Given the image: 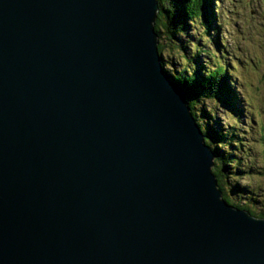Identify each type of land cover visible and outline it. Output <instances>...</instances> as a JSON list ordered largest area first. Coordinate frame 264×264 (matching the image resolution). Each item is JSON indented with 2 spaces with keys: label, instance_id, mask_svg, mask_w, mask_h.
Segmentation results:
<instances>
[{
  "label": "water",
  "instance_id": "1",
  "mask_svg": "<svg viewBox=\"0 0 264 264\" xmlns=\"http://www.w3.org/2000/svg\"><path fill=\"white\" fill-rule=\"evenodd\" d=\"M159 0H0V264H264L229 204Z\"/></svg>",
  "mask_w": 264,
  "mask_h": 264
},
{
  "label": "rangeland",
  "instance_id": "2",
  "mask_svg": "<svg viewBox=\"0 0 264 264\" xmlns=\"http://www.w3.org/2000/svg\"><path fill=\"white\" fill-rule=\"evenodd\" d=\"M213 6L219 48L216 47L213 39L208 40L209 45L205 47L208 52L200 53L203 59H199L198 56L194 60L199 66L198 61L206 65V67L200 66L203 69H213L216 64H219L217 59H221L231 74V85L235 91V97L244 110L238 118L241 121L240 129L244 131V134L242 137L237 135L241 139L240 144L235 146L234 156L239 158L240 166L247 172L236 176L235 179H226L224 191L226 190L233 203L242 204L249 201L254 203L257 200L264 205V176L258 173L264 167V0H213ZM198 31L199 29L192 30L189 25L186 34L180 37V42L187 43V51H189L186 54L187 57L194 50V46L200 47L196 44L197 40L193 38V34H198ZM159 43L163 47L164 62H175L174 65L169 64L168 68L171 71L177 69L176 72H180L186 67H193L192 61L184 63L170 50L171 42L167 39L160 40ZM212 52L216 58L211 54ZM204 60H208V63ZM205 104L210 109L214 107L215 102L209 99L203 100L201 107ZM215 111L213 119L218 121L220 126L232 122L226 112L230 111L229 108L217 103ZM195 112L197 115L201 114L199 107L195 109ZM209 123L212 124V121ZM208 128L211 129L209 126ZM250 167L253 172L249 170ZM240 182L248 186L249 193L231 192L235 183Z\"/></svg>",
  "mask_w": 264,
  "mask_h": 264
},
{
  "label": "trees",
  "instance_id": "3",
  "mask_svg": "<svg viewBox=\"0 0 264 264\" xmlns=\"http://www.w3.org/2000/svg\"><path fill=\"white\" fill-rule=\"evenodd\" d=\"M159 2H161V11L157 13L155 22V30L159 35V39H167L171 42L170 50L184 63L193 62L192 68L186 67L180 72H174L175 70L171 71L168 68L169 64L174 65V61L164 62L162 66L167 75L182 86L186 92L191 113L205 135V143L215 155L212 172L215 175L222 197L232 206L246 210L257 218H264V205L260 201L256 200L254 203L249 201L242 204L233 203L229 199L226 190L224 191V181L226 179H235L236 176L244 175L247 172L240 166L239 158L234 156L236 154L234 151L235 146L240 144L241 138L239 136L242 137L244 134V131L240 129L241 121L238 119L244 110H242L238 99L235 97L236 94L231 85V74L225 69L221 59H217L220 64H216L213 69H203L200 66L206 67V65L198 61L199 66L197 61L194 60L198 56L199 59H203L200 53L208 52L207 48H205L209 43L207 42L208 40L213 39L216 47H218L213 0H159ZM189 25L192 30L199 29L198 34H193V38L197 40L196 44H199L200 47L194 46V50L187 57L186 54L189 53L187 51V43L184 41L180 42V37L186 34ZM210 47L214 51L212 45ZM159 50L161 53L163 50L162 44L159 45ZM211 54L214 56L213 52ZM204 62L208 63V60H204ZM208 99L215 102L214 107L210 106L212 109H208L206 104L201 107V102ZM217 103L230 109V111L226 112L230 116L228 118L232 119L231 123L220 126L218 121L213 119ZM197 107L201 111L199 115L195 112ZM209 121H212V124ZM249 170L253 172L251 167ZM260 170L262 173H258L264 176V167ZM231 192L245 194L250 191L247 185H243L240 182L235 183L231 188Z\"/></svg>",
  "mask_w": 264,
  "mask_h": 264
},
{
  "label": "clouds",
  "instance_id": "4",
  "mask_svg": "<svg viewBox=\"0 0 264 264\" xmlns=\"http://www.w3.org/2000/svg\"><path fill=\"white\" fill-rule=\"evenodd\" d=\"M161 40V39H160ZM161 44V43H160ZM159 44V45H160ZM180 50V49H179ZM180 52H181V50H180ZM220 64V63H219ZM225 67V69H227V67L226 66H224ZM170 69V68H169ZM177 71V69L175 70V72ZM228 71V70H227ZM230 74V73H229ZM214 167V166H213ZM215 176V175H214ZM218 187V186H217ZM242 210V209H241ZM259 218V217H258Z\"/></svg>",
  "mask_w": 264,
  "mask_h": 264
},
{
  "label": "bare ground",
  "instance_id": "5",
  "mask_svg": "<svg viewBox=\"0 0 264 264\" xmlns=\"http://www.w3.org/2000/svg\"><path fill=\"white\" fill-rule=\"evenodd\" d=\"M211 12V11H210ZM205 136V135H204Z\"/></svg>",
  "mask_w": 264,
  "mask_h": 264
}]
</instances>
